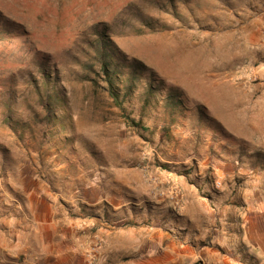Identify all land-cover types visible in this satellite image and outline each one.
Instances as JSON below:
<instances>
[{"label":"rangeland","instance_id":"374dc122","mask_svg":"<svg viewBox=\"0 0 264 264\" xmlns=\"http://www.w3.org/2000/svg\"><path fill=\"white\" fill-rule=\"evenodd\" d=\"M0 264H264V0H0Z\"/></svg>","mask_w":264,"mask_h":264},{"label":"trees","instance_id":"16d2710c","mask_svg":"<svg viewBox=\"0 0 264 264\" xmlns=\"http://www.w3.org/2000/svg\"><path fill=\"white\" fill-rule=\"evenodd\" d=\"M115 61H118V63H115ZM98 62L101 78L105 82V90L111 98L113 105L121 111L128 125L136 128L140 127V122L135 121L126 113L124 103L132 90L137 86L136 82L139 81L138 76H142L145 72L142 64L134 61L129 62L122 53L111 48V46L102 47V51H99ZM120 62L121 64H119ZM125 69H129V72H125ZM153 95L154 90L152 86L149 85L143 99L144 107L149 104ZM168 105L170 107L176 106L173 102L168 103ZM144 129L147 130V128Z\"/></svg>","mask_w":264,"mask_h":264}]
</instances>
